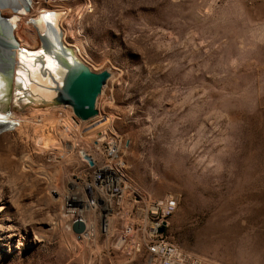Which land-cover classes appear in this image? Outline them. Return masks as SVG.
Wrapping results in <instances>:
<instances>
[{
  "label": "rangeland",
  "instance_id": "obj_1",
  "mask_svg": "<svg viewBox=\"0 0 264 264\" xmlns=\"http://www.w3.org/2000/svg\"><path fill=\"white\" fill-rule=\"evenodd\" d=\"M30 1L1 10L20 45L37 50L39 23L64 12L65 42L112 78L83 124L64 106L3 108L0 264H68L86 244L64 215L78 150L98 160L87 134L99 125L122 139L140 199L127 249L145 244L148 200L173 197V244L203 264H264V0Z\"/></svg>",
  "mask_w": 264,
  "mask_h": 264
},
{
  "label": "built area",
  "instance_id": "obj_2",
  "mask_svg": "<svg viewBox=\"0 0 264 264\" xmlns=\"http://www.w3.org/2000/svg\"><path fill=\"white\" fill-rule=\"evenodd\" d=\"M97 127L102 126H96L87 135L96 149L106 156V164L94 165L85 150H78L79 167L71 174V182H76V191L71 192H78L79 201H86V207L92 208L91 218L95 220L94 238L80 235L75 238L76 242H90L99 234L109 238L113 236L119 242L125 240L119 246L130 259H135L145 250L149 264H203L201 260L173 244L166 235L170 219L178 208V200L173 197L148 200L144 209V214L149 218V223L144 224L147 227L144 232L145 244H132L127 249V240L133 237L135 229V222L130 221L129 214L135 209L141 211L138 202L140 199L128 183L124 160H115V152L121 150L122 139L109 126L100 129ZM83 172H90L91 180H84ZM96 196L105 197V204H97ZM104 207H111V216H104ZM71 208H76V205H71ZM119 221L125 223L118 226Z\"/></svg>",
  "mask_w": 264,
  "mask_h": 264
},
{
  "label": "water",
  "instance_id": "obj_3",
  "mask_svg": "<svg viewBox=\"0 0 264 264\" xmlns=\"http://www.w3.org/2000/svg\"><path fill=\"white\" fill-rule=\"evenodd\" d=\"M42 50L52 51L51 38L41 36ZM12 30L3 24H0V75L9 78L10 94H19V102L14 104L9 110H23L27 106H35L40 108L68 107L74 113V120L78 124L92 121L99 115V100L104 96L108 88L112 73L109 70L95 72L87 63L77 57L74 47H67L63 43H59L62 49L60 54L61 70L60 78L52 77L48 74V82L45 86L38 87V91L23 90V87H14L12 84L15 69L18 67L22 72H26L21 63L15 62L13 46H17ZM37 52V51H35ZM73 58L72 61L67 60L66 54ZM62 54V55H61ZM41 65L43 63L41 62ZM17 68V69H18ZM46 70L44 66L41 70ZM43 70V71H44ZM13 86V87H12ZM23 94H22V93ZM8 111V110H7ZM73 231L76 234H82L86 231V224L79 220L73 224Z\"/></svg>",
  "mask_w": 264,
  "mask_h": 264
},
{
  "label": "bare ground",
  "instance_id": "obj_4",
  "mask_svg": "<svg viewBox=\"0 0 264 264\" xmlns=\"http://www.w3.org/2000/svg\"><path fill=\"white\" fill-rule=\"evenodd\" d=\"M6 5H12V6H18L16 7V10L20 11H25L26 9L28 10L32 5V1L30 0H0V24L8 26L11 30L13 35L14 33V21L5 19L1 15V10L4 6ZM65 13L60 12L58 14L56 21L55 20H43L39 23V30H38V35L39 39L41 36H48L51 38L52 43L54 46H52V51H44L42 48H38L37 50H29L26 47L20 45L18 40L15 39L18 42V45L15 47L13 46V52L15 56V62L16 63H21L23 67L26 69V72H22L18 67H16L15 71L16 73L14 74L12 84L14 87H23V90L27 93L28 91H38V87H42L43 85L45 86V83L48 82V74L51 75L52 77H57L60 78V72L63 70L61 68V63L59 59V55L61 52V48L59 43H63L67 47L69 46L65 42V32L62 29L61 26V17H64ZM37 51V52H35ZM60 52V53H59ZM77 52V51H76ZM62 55V54H61ZM77 57H79L78 53L76 54ZM67 60L72 61V57L66 54ZM80 58V57H79ZM81 59V58H80ZM82 60V59H81ZM83 61V60H82ZM41 62L43 65H41ZM84 62V61H83ZM44 66L47 68L45 71L41 70V67ZM18 68V69H17ZM9 78L4 77L3 75H0V100H3L5 105L2 103L0 105V115L3 114V108L8 107L12 108V106L16 103L19 102L20 95L19 94H10L8 88H9ZM12 86V87H13ZM22 93V92H21ZM22 93V94H23ZM7 105V106H6ZM98 109L100 110L99 106ZM101 112V111H100ZM3 129V127H0V131ZM94 150L98 152V160L95 159L92 155H89V158L91 162L94 165H102L106 164V156L103 155L101 150L96 149V145L92 144ZM118 150L115 152V160H121L119 159L117 155ZM86 173V180H91V174L90 172H83ZM89 176V177H87ZM71 191H76V182H74L71 186L70 194L67 195V205H68V210L65 213V219H66V225L65 228L69 232H72L74 234L75 238H79L80 235L87 237V238H94V227H95V220H87L84 215L89 214L92 215V208L91 207H86V201H79L78 198L74 197V192ZM77 201V202H76ZM96 203L97 204H105V197L103 196H96ZM71 205H76V208H71ZM104 216H111V207H104ZM83 221L86 224V231L82 234H76L73 230V224L76 221ZM78 243V242H77Z\"/></svg>",
  "mask_w": 264,
  "mask_h": 264
},
{
  "label": "crops",
  "instance_id": "obj_5",
  "mask_svg": "<svg viewBox=\"0 0 264 264\" xmlns=\"http://www.w3.org/2000/svg\"><path fill=\"white\" fill-rule=\"evenodd\" d=\"M124 242L125 240L119 242L113 236L109 238L99 234L96 239L86 242L82 247L77 244L68 264H131L134 260H126L125 252L119 246ZM145 264H149L148 260Z\"/></svg>",
  "mask_w": 264,
  "mask_h": 264
}]
</instances>
